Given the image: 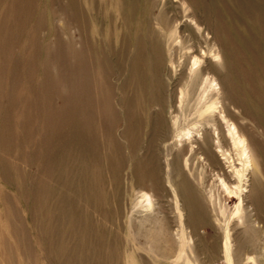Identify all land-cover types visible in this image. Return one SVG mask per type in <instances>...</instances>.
<instances>
[{"label": "rangeland", "instance_id": "obj_1", "mask_svg": "<svg viewBox=\"0 0 264 264\" xmlns=\"http://www.w3.org/2000/svg\"><path fill=\"white\" fill-rule=\"evenodd\" d=\"M0 264H264V0H0Z\"/></svg>", "mask_w": 264, "mask_h": 264}, {"label": "bare ground", "instance_id": "obj_2", "mask_svg": "<svg viewBox=\"0 0 264 264\" xmlns=\"http://www.w3.org/2000/svg\"><path fill=\"white\" fill-rule=\"evenodd\" d=\"M234 140V148L238 151L239 150V154L241 152V155L245 156L247 159V155H246V146L244 145V142L238 138V136L233 138Z\"/></svg>", "mask_w": 264, "mask_h": 264}]
</instances>
